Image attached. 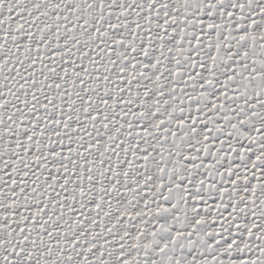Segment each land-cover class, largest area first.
<instances>
[{
    "label": "rangeland",
    "instance_id": "obj_1",
    "mask_svg": "<svg viewBox=\"0 0 264 264\" xmlns=\"http://www.w3.org/2000/svg\"><path fill=\"white\" fill-rule=\"evenodd\" d=\"M0 264H264V0H0Z\"/></svg>",
    "mask_w": 264,
    "mask_h": 264
}]
</instances>
